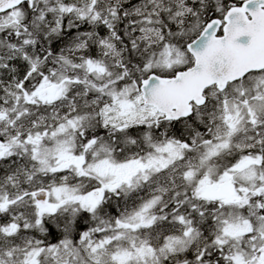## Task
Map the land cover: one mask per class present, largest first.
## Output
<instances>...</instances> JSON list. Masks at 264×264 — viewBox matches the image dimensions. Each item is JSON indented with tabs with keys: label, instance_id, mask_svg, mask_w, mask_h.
<instances>
[{
	"label": "snow or ice",
	"instance_id": "1",
	"mask_svg": "<svg viewBox=\"0 0 264 264\" xmlns=\"http://www.w3.org/2000/svg\"><path fill=\"white\" fill-rule=\"evenodd\" d=\"M0 264H264V0H0Z\"/></svg>",
	"mask_w": 264,
	"mask_h": 264
}]
</instances>
